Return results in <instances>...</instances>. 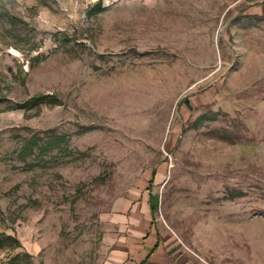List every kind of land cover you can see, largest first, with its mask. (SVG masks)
Listing matches in <instances>:
<instances>
[{
  "label": "rangeland",
  "instance_id": "obj_1",
  "mask_svg": "<svg viewBox=\"0 0 264 264\" xmlns=\"http://www.w3.org/2000/svg\"><path fill=\"white\" fill-rule=\"evenodd\" d=\"M97 1L0 0V264H108L146 189L195 261L264 264V15Z\"/></svg>",
  "mask_w": 264,
  "mask_h": 264
},
{
  "label": "crops",
  "instance_id": "obj_2",
  "mask_svg": "<svg viewBox=\"0 0 264 264\" xmlns=\"http://www.w3.org/2000/svg\"><path fill=\"white\" fill-rule=\"evenodd\" d=\"M244 2L247 14L264 15V0ZM121 205L114 218L119 231L113 239L116 256L108 264H202L158 223L150 189L134 191Z\"/></svg>",
  "mask_w": 264,
  "mask_h": 264
},
{
  "label": "trees",
  "instance_id": "obj_3",
  "mask_svg": "<svg viewBox=\"0 0 264 264\" xmlns=\"http://www.w3.org/2000/svg\"><path fill=\"white\" fill-rule=\"evenodd\" d=\"M94 6L96 7V9H102V0H98ZM2 98V97H1ZM0 98V99H1ZM43 102H52V103H58V97L57 95L53 94V93H38L33 95L30 100L25 103L23 106L27 109L32 108L34 106L40 105ZM32 144L33 142H29V144H26V146L24 147V149H22L21 153H25L23 158H26V155H28L31 151H32ZM30 148V149H29ZM26 151V152H25Z\"/></svg>",
  "mask_w": 264,
  "mask_h": 264
}]
</instances>
